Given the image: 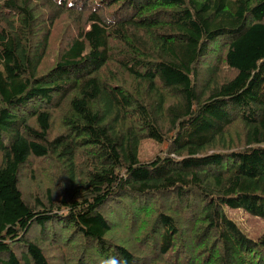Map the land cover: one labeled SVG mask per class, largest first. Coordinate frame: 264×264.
<instances>
[{
	"label": "trees",
	"instance_id": "obj_1",
	"mask_svg": "<svg viewBox=\"0 0 264 264\" xmlns=\"http://www.w3.org/2000/svg\"><path fill=\"white\" fill-rule=\"evenodd\" d=\"M226 208L264 220V0H0V264H264Z\"/></svg>",
	"mask_w": 264,
	"mask_h": 264
},
{
	"label": "rangeland",
	"instance_id": "obj_2",
	"mask_svg": "<svg viewBox=\"0 0 264 264\" xmlns=\"http://www.w3.org/2000/svg\"><path fill=\"white\" fill-rule=\"evenodd\" d=\"M150 152L149 145L145 151L142 152V150H140V159H144L145 155H148ZM23 181L25 182L27 179ZM24 186H28V183L26 182ZM226 212L229 217L234 219L241 226L248 236L257 237L264 231V220L262 218L253 216L240 208H226Z\"/></svg>",
	"mask_w": 264,
	"mask_h": 264
}]
</instances>
